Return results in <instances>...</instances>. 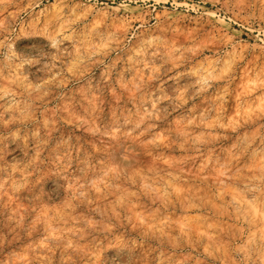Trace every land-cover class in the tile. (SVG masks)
<instances>
[{"label": "rangeland", "instance_id": "rangeland-1", "mask_svg": "<svg viewBox=\"0 0 264 264\" xmlns=\"http://www.w3.org/2000/svg\"><path fill=\"white\" fill-rule=\"evenodd\" d=\"M0 264H264V0H0Z\"/></svg>", "mask_w": 264, "mask_h": 264}]
</instances>
